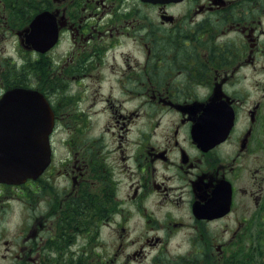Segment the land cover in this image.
<instances>
[{
    "label": "flooded vegetation",
    "instance_id": "flooded-vegetation-1",
    "mask_svg": "<svg viewBox=\"0 0 264 264\" xmlns=\"http://www.w3.org/2000/svg\"><path fill=\"white\" fill-rule=\"evenodd\" d=\"M42 12L46 88L24 36ZM6 47L0 98L23 80L53 127L43 173L0 184L29 211L2 259L264 264V0H0Z\"/></svg>",
    "mask_w": 264,
    "mask_h": 264
},
{
    "label": "water",
    "instance_id": "water-1",
    "mask_svg": "<svg viewBox=\"0 0 264 264\" xmlns=\"http://www.w3.org/2000/svg\"><path fill=\"white\" fill-rule=\"evenodd\" d=\"M151 4L177 0H143ZM25 43L36 52L46 53L57 41L54 17L38 14L25 30ZM202 121L201 124H205ZM53 127L52 112L41 93L13 88L0 98V183L19 185L37 178L50 161L49 135ZM193 134L201 137V128Z\"/></svg>",
    "mask_w": 264,
    "mask_h": 264
},
{
    "label": "rangeland",
    "instance_id": "rangeland-1",
    "mask_svg": "<svg viewBox=\"0 0 264 264\" xmlns=\"http://www.w3.org/2000/svg\"><path fill=\"white\" fill-rule=\"evenodd\" d=\"M6 51L4 50L3 53H0V56L10 54V47H6ZM64 47L61 48V50H58L57 53H55V60L54 62H57L61 64L62 56L64 51ZM116 54H119L117 52ZM65 55V54H64ZM22 59H27L28 55L26 52H21ZM36 83L39 87L46 88V72L47 66L46 64L49 63L48 59L45 58V55H38L36 56ZM41 65V67H38ZM37 67L41 70V73L38 72ZM39 73V74H38ZM59 77V76H58ZM54 92L56 94H59L61 90V86L58 84H53ZM47 90V89H46ZM56 141H60L61 133H58L56 136ZM14 190L11 188H7L5 191V195L3 197V205L0 208V239L4 241L9 242V249L5 245L0 244V264H14V260L9 255H6V259H2L1 256L7 251H14L16 248V244L14 243L18 242V237L21 236L25 232V224L27 225L29 220V211L25 207V204H28L27 201L23 198H17L16 196L13 197ZM176 244L173 243L169 245V249L175 250Z\"/></svg>",
    "mask_w": 264,
    "mask_h": 264
},
{
    "label": "trees",
    "instance_id": "trees-1",
    "mask_svg": "<svg viewBox=\"0 0 264 264\" xmlns=\"http://www.w3.org/2000/svg\"><path fill=\"white\" fill-rule=\"evenodd\" d=\"M38 67H41V65L39 66V64H38ZM38 67H37V70H38L39 73H41V70H43V69H41V68L39 69ZM39 73H38V74H39ZM20 84H21L22 86H26V85H24L25 83H24L23 80L20 81Z\"/></svg>",
    "mask_w": 264,
    "mask_h": 264
}]
</instances>
